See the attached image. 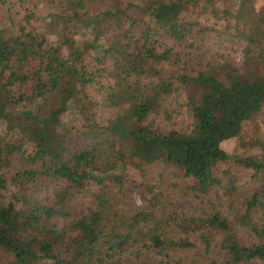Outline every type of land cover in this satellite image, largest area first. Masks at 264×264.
<instances>
[{
	"label": "trees",
	"instance_id": "16d2710c",
	"mask_svg": "<svg viewBox=\"0 0 264 264\" xmlns=\"http://www.w3.org/2000/svg\"><path fill=\"white\" fill-rule=\"evenodd\" d=\"M47 1L52 10L46 28L53 39L36 31L26 0H0V249L11 254L7 264H145L151 251L167 264H191L168 251L180 249L214 251L219 258L209 264H264V176L231 217L207 210L177 214L150 186L145 192L152 194L141 196L142 209L117 197L126 168L141 171L155 162L175 166L201 195L219 184V162L264 172V160L220 147L264 108V12L253 10L255 0H236L233 13L222 9L223 18L233 19L229 35L244 42L243 69L221 56L194 74L186 71L193 56L182 59L181 48L162 46L154 36L200 52L189 39L199 24L186 16L198 8L217 16L221 8L214 0H146L138 9L152 20L153 32L146 22L148 29L137 37L130 34L134 21L126 8L116 6L109 21L107 11L89 12L97 0ZM16 14H22L19 20ZM104 23L105 29L114 26L112 41L85 42L82 48L100 53L93 58L99 67L87 71L86 49L67 34L78 25L99 36ZM104 65L112 82L93 105L87 85ZM176 85L187 90L189 130L143 125ZM99 104L114 110L105 124L89 112ZM68 110L79 116L78 126L61 125ZM46 178L61 187L42 199ZM237 227L253 238L238 240Z\"/></svg>",
	"mask_w": 264,
	"mask_h": 264
},
{
	"label": "rangeland",
	"instance_id": "374dc122",
	"mask_svg": "<svg viewBox=\"0 0 264 264\" xmlns=\"http://www.w3.org/2000/svg\"><path fill=\"white\" fill-rule=\"evenodd\" d=\"M146 0H97L95 9L90 11H107L108 19L111 21V13L116 6L118 8H126L130 18L134 21L131 27L130 34L137 37L141 32H145L148 28L150 33L153 32L152 20L145 11H140L138 6L144 4ZM213 3L221 8L218 15H212L201 12V8L197 11H192L186 18L189 21L196 22L197 29H194L189 39L200 46V52L194 51L192 48L179 47L177 43L162 35H155L154 39L164 46L180 49L182 59H188V56H193V63L186 68L189 74H194L196 70H200L206 62L220 61V57L232 61L238 67L242 68L245 63L244 57V42L238 38L231 37L228 33L232 31L230 26H233V19L226 15L223 18L222 9L233 13L236 9V0H214ZM26 5L32 7L34 17L32 25L37 32L44 33L48 38H54L46 28L47 14L50 9L47 0H26ZM253 10L264 12V0H255ZM22 14H16V20L21 18ZM110 16V17H109ZM0 17L5 18L4 12L0 10ZM120 22V20H119ZM146 22L149 24L145 26ZM107 23V22H106ZM100 24L98 28L99 36H94L89 27L74 26L67 36L71 38L75 45L81 49H86L84 56V65L87 71H94L99 66L95 65L94 56H99L93 47L86 46L85 42L97 37V41L101 44H107V40L112 41L114 26H109V29L104 28L106 25ZM128 20L124 21L123 28L128 29ZM198 53V54H197ZM198 56V57H195ZM107 64V63H106ZM102 68V71L94 73V80L87 85L86 97L92 100L93 105L99 103L103 97L105 88L111 84V79L107 71ZM243 69V68H242ZM29 84V83H28ZM187 90L183 86H177L175 91L162 100L160 106L146 118L142 124L155 130L166 131L167 129H176L180 132H187L191 124V115L185 104ZM54 101V100H53ZM89 112L95 114L98 122L105 124L106 120L114 113L113 109H108L106 106L97 105L90 108ZM80 118L73 110H68L61 114L60 123L64 127L79 125ZM4 133V123H0V134ZM220 147L229 155L249 156L255 159L264 160V108L261 109L251 119L245 121L237 136L228 138L220 143ZM216 174L219 179V184L212 186L206 193L200 194L196 189L194 182L189 178H184L181 172L175 166L163 162H155L144 166L141 171L133 168L124 170L125 181L122 193H117L121 203L132 206L133 209H142L146 205V201L141 198L142 195L148 198L152 193L159 195V200L165 208L173 210L177 214H199L201 211H218L222 214L231 217L236 211L244 198L254 191L262 181L264 172H254L249 168H244L231 160L219 162L216 167ZM228 172L229 176H224ZM42 189L39 197L49 199L54 190L61 187V182L46 178L42 181ZM145 186H150L152 193L145 192ZM81 199L77 198V201ZM74 202V201H73ZM80 205V202H78ZM257 214H254L255 219ZM236 237L241 242L247 243L253 237L252 234L239 227L236 228ZM171 255L174 252L179 253L185 260L191 264H209V259L219 258L214 251L212 253L202 254L200 251L193 252L192 250L180 249L178 251L168 250ZM11 260V254L0 249V264H7ZM145 264H167L165 259L160 258L158 254L151 251L148 257L144 258ZM166 262V263H165ZM125 264H129L128 262ZM169 264H173L171 261Z\"/></svg>",
	"mask_w": 264,
	"mask_h": 264
}]
</instances>
